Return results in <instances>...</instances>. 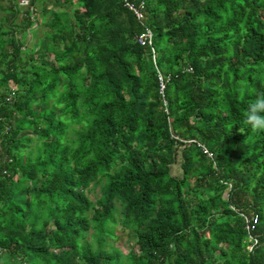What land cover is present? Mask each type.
<instances>
[{
	"label": "trees",
	"instance_id": "1",
	"mask_svg": "<svg viewBox=\"0 0 264 264\" xmlns=\"http://www.w3.org/2000/svg\"><path fill=\"white\" fill-rule=\"evenodd\" d=\"M124 1L0 0V264H264V0Z\"/></svg>",
	"mask_w": 264,
	"mask_h": 264
},
{
	"label": "built area",
	"instance_id": "2",
	"mask_svg": "<svg viewBox=\"0 0 264 264\" xmlns=\"http://www.w3.org/2000/svg\"><path fill=\"white\" fill-rule=\"evenodd\" d=\"M17 5L19 7H29L30 6V2L31 0H16ZM124 7H126L128 10H130L134 15L136 20L140 23L143 24V20H142V14L139 11V8L133 6L130 2L128 1H124ZM136 42L138 45L142 46V47H150L151 43H152V33L150 30H145L144 32H142L141 34L136 36ZM159 93L162 94L164 87H165V83H164V79L163 77H159ZM205 154L209 155L207 153L206 150H203ZM256 224V218L254 217L252 219V221H248L247 225L245 226V230L247 232H249L250 230H252L254 228ZM250 239L253 240V243H256V240H254L252 237H249ZM249 249H251V247H249ZM3 250L0 248V256L2 255Z\"/></svg>",
	"mask_w": 264,
	"mask_h": 264
},
{
	"label": "clouds",
	"instance_id": "3",
	"mask_svg": "<svg viewBox=\"0 0 264 264\" xmlns=\"http://www.w3.org/2000/svg\"><path fill=\"white\" fill-rule=\"evenodd\" d=\"M246 121L253 132H264V92H258L247 109Z\"/></svg>",
	"mask_w": 264,
	"mask_h": 264
},
{
	"label": "rangeland",
	"instance_id": "4",
	"mask_svg": "<svg viewBox=\"0 0 264 264\" xmlns=\"http://www.w3.org/2000/svg\"><path fill=\"white\" fill-rule=\"evenodd\" d=\"M22 12V10L20 11ZM29 43L28 46L32 44V41L26 37V39ZM24 40V41H25ZM87 195L90 200L94 201L96 197H98L99 187L93 188L92 185H89L87 188ZM225 198V195L223 196ZM114 250L118 253V260L120 262H123L125 259V256L129 249L137 250L136 246L133 245V242L129 239L123 242V244H114L113 243Z\"/></svg>",
	"mask_w": 264,
	"mask_h": 264
}]
</instances>
